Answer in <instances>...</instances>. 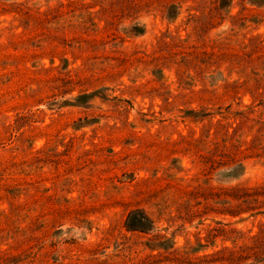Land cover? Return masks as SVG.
Here are the masks:
<instances>
[{
  "label": "rangeland",
  "instance_id": "rangeland-1",
  "mask_svg": "<svg viewBox=\"0 0 264 264\" xmlns=\"http://www.w3.org/2000/svg\"><path fill=\"white\" fill-rule=\"evenodd\" d=\"M0 264H264V0H0Z\"/></svg>",
  "mask_w": 264,
  "mask_h": 264
},
{
  "label": "trees",
  "instance_id": "trees-1",
  "mask_svg": "<svg viewBox=\"0 0 264 264\" xmlns=\"http://www.w3.org/2000/svg\"><path fill=\"white\" fill-rule=\"evenodd\" d=\"M136 214H137V213H134V215H133V216H134L133 219L135 218V220H136V217H135Z\"/></svg>",
  "mask_w": 264,
  "mask_h": 264
}]
</instances>
